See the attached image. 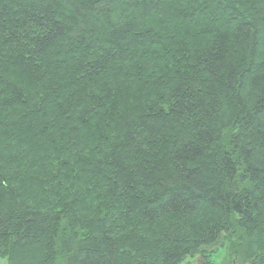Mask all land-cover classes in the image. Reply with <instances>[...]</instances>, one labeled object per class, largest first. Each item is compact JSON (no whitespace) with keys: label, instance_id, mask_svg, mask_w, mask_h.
<instances>
[{"label":"trees","instance_id":"16d2710c","mask_svg":"<svg viewBox=\"0 0 264 264\" xmlns=\"http://www.w3.org/2000/svg\"><path fill=\"white\" fill-rule=\"evenodd\" d=\"M264 264V0H0V256Z\"/></svg>","mask_w":264,"mask_h":264},{"label":"rangeland","instance_id":"374dc122","mask_svg":"<svg viewBox=\"0 0 264 264\" xmlns=\"http://www.w3.org/2000/svg\"><path fill=\"white\" fill-rule=\"evenodd\" d=\"M232 243L233 240L229 238L228 235H223L216 245L207 250V260L211 262V264H238V259L233 255L231 250ZM202 255L187 257L181 264H206ZM0 264H7L6 257L0 256Z\"/></svg>","mask_w":264,"mask_h":264}]
</instances>
